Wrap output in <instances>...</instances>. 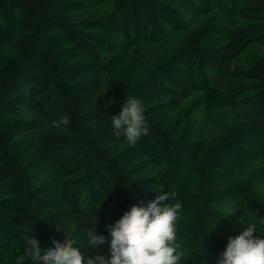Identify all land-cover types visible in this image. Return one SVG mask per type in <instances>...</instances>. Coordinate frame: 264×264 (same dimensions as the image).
Returning <instances> with one entry per match:
<instances>
[{
	"label": "trees",
	"instance_id": "obj_1",
	"mask_svg": "<svg viewBox=\"0 0 264 264\" xmlns=\"http://www.w3.org/2000/svg\"><path fill=\"white\" fill-rule=\"evenodd\" d=\"M258 47L264 0H0V264H260ZM136 144L168 240L138 216Z\"/></svg>",
	"mask_w": 264,
	"mask_h": 264
},
{
	"label": "rangeland",
	"instance_id": "obj_2",
	"mask_svg": "<svg viewBox=\"0 0 264 264\" xmlns=\"http://www.w3.org/2000/svg\"><path fill=\"white\" fill-rule=\"evenodd\" d=\"M243 41H245V40H243ZM262 49L263 48L258 47L256 50L255 49L249 50L247 53H245L243 55L244 56L243 58L246 57L247 59H250L253 57V58H255L254 59V61H255L260 57L257 55L260 54L261 52H264V51H262ZM215 53H217V52H215ZM209 59H210V63H209V68L207 70H211L214 68L215 65H217V60L213 61L211 57ZM199 63H200V66L201 65L204 67L208 66L207 62L204 61L203 59H201L199 61ZM200 88L201 87L196 88V89H200ZM202 97L206 98L205 95H202ZM207 98H209V97H207ZM214 103H215V101H211V102L208 101V104H207L208 109H205V110L203 109L200 112L201 113L200 116L210 114L211 108H213ZM178 105H181V103H179ZM168 114H169V117H170V115L172 117L174 116L171 112H169ZM121 138L123 139V137H121ZM123 140H124V145L127 146V143L130 139L125 138ZM152 144H154V143H152ZM140 145L136 144L133 155L128 156V159L126 162L127 169L124 173L125 174H127L128 172L132 173V176H133L132 185H134V187L132 189H134L136 186L137 190L141 193V198H142L141 204L146 201L144 203V207H141L138 210V216L140 218L142 225L145 226L147 228V230L150 229L153 236H155V235L156 236H162L168 240V239H170L169 234H168V232H169L168 231L169 220L171 221L170 227H172V220H173V215H171L172 203H170L171 204L170 205L169 202L167 201V198L166 199L162 198L165 196V193L161 190V188L159 187V185L157 183L152 182V179H146V182L144 181L143 170H144L145 166L148 165V167H152L153 164L145 160V158L142 155L143 144H140ZM135 172L138 173L139 175H136ZM154 174H155V178H156L157 176H160L161 172H159V170H157L155 168ZM114 183H115V179L113 182V186H114ZM113 189L114 188H112V190ZM255 189L259 193L264 194V185L263 184L257 182V185H255ZM174 194H175L174 199L176 201L175 204L177 205L179 202H181L182 195L185 196V191L178 189L176 192H174ZM250 229L255 230L257 235H262V233L259 234V231H261V226L258 222H254L250 226ZM238 234L241 235L244 240H247L251 244L254 243V241H255V238L250 236L249 233H247L243 229L239 230ZM225 236L227 238H231L232 234H226ZM251 244H249V245H251ZM180 249H182V247L179 245V251H178L179 253H180ZM258 261L260 264H264V255H262V257L260 259H258Z\"/></svg>",
	"mask_w": 264,
	"mask_h": 264
}]
</instances>
